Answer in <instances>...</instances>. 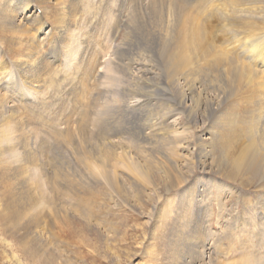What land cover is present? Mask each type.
I'll use <instances>...</instances> for the list:
<instances>
[{"label": "rangeland", "instance_id": "obj_1", "mask_svg": "<svg viewBox=\"0 0 264 264\" xmlns=\"http://www.w3.org/2000/svg\"><path fill=\"white\" fill-rule=\"evenodd\" d=\"M25 2L6 0L13 22ZM50 5L39 24L22 18L24 31L0 28L8 72L0 70V102H12L16 117L0 128V148H11L0 157V208L5 199L20 206L38 182L36 194H51L43 239L14 231L0 219V264H184L172 244L182 249L191 231L203 233L211 257L205 264L246 254L264 264V219L263 234L240 233L255 230L242 211V195L256 198L258 182L244 186L246 175L226 177L230 149H220L216 140L212 148L205 140L225 121L232 129L221 130L222 144L236 143L238 150L251 144L252 131L264 132V61L249 60L254 68L237 87L233 78L220 112L211 114L205 101L190 116L178 103L179 92L159 83L165 57L153 6L146 9L134 0ZM62 17L63 34L57 25ZM17 62L21 69L24 64L35 69L26 95ZM38 68L45 74H36ZM205 80L208 101H214L220 83H209V74ZM230 131L229 141L224 134ZM139 154L144 162L136 159ZM130 162L147 167L145 183L131 175ZM25 243L40 249L39 256L29 255Z\"/></svg>", "mask_w": 264, "mask_h": 264}, {"label": "bare ground", "instance_id": "obj_2", "mask_svg": "<svg viewBox=\"0 0 264 264\" xmlns=\"http://www.w3.org/2000/svg\"><path fill=\"white\" fill-rule=\"evenodd\" d=\"M5 2L6 0H0V7L2 8L0 28L10 26L11 28H17L16 30L24 31L25 27L22 23V18L23 20L35 21L36 24H39L41 23L40 13L48 12L51 3L66 4L69 0H26L21 15L19 14L20 16L16 20L17 22H13L14 17L11 16L10 8L5 6ZM134 2L146 9L153 6L152 9L158 14L160 32L157 37L163 44L162 55L165 57V77L162 78L164 82L159 83H168V85L176 89V92H179V94L176 93L178 95V103L185 106V111L190 116L198 112L197 108L205 101H207L206 106L211 114L215 113V111L220 112L229 99L228 86L232 84L233 78L237 87L245 74H248L254 68L247 63L249 60L264 61V0H134ZM155 3L159 10L155 9ZM65 24L66 19L64 17L57 22L58 29L62 34L65 32L63 28ZM48 32L49 30L46 32L42 31V37H45ZM29 39L32 40L33 38ZM39 40L40 38L36 39L37 42ZM55 45H53V48L56 47ZM2 61L0 52V68H3L0 70L2 73H8ZM18 63L17 67L19 68L20 76L27 80L22 84L21 91L22 95H26L27 91L24 92V90L31 89L30 81L28 80L34 76L35 69L33 65L26 66V64L21 69ZM36 74H45L44 69L38 68ZM208 74L211 77L209 83H220L219 89H214V101H208L206 96L205 76ZM36 83L38 84L36 87L41 85L42 75L36 78ZM9 84L12 83L10 82ZM4 105V101L0 102V122H3L0 128L7 127L11 122V118L16 120V117H13L14 113L10 112L14 107L13 103L10 102V104ZM138 105L140 104H136V106ZM4 112L8 114L5 115ZM254 125L253 123L250 124L251 127ZM231 127L232 122L225 121L220 123L213 127L211 130L212 135L206 137L205 140L209 141L207 145L212 148H216L213 145L214 140H216V144H220V149H230L228 161L231 163V169L227 172L226 177L236 179L246 175L247 183L243 182L244 180L242 181L244 186H250L258 182L257 186L261 190H257L260 193L256 195V198H252L250 194L242 195L244 198V209L242 211L249 218V225H252L255 230H250L247 227L249 230L242 228L240 233L246 231L253 233L256 231L258 234H263V227L260 223L264 219V144L261 145L264 141V132H260V135H257L256 131H252L250 133L251 144L238 150L235 148L238 146L236 143L233 144L235 147L222 144L221 130H230L232 129ZM232 133V131L226 132L224 136L230 141ZM9 150L11 148L3 150L0 148V157L5 151ZM43 151L41 149V152ZM130 159H134L133 156ZM136 159L142 162L145 161L141 154L136 156ZM101 162H104V160H101ZM146 163L149 167L151 166L148 160H146ZM86 169V173L91 174L90 169L88 167ZM127 169H130L131 175L141 183L146 182L148 175L146 166L140 162H130ZM63 180L65 181V179ZM134 182L136 183L135 180ZM37 187L33 192H30L27 197L28 200L20 206H16L12 200L7 201L5 199L2 202V208H0V219L4 220L3 224L9 225L14 231L23 230L25 234L36 232L33 239L41 237V232H43L41 223L45 216L46 202L48 198H51V194L45 197L41 196V194H36L40 188L39 182ZM59 190L61 189L57 188L55 192L58 194ZM63 206L64 202L59 205V207ZM202 234V231L195 234L194 231H191L188 235L186 234L187 236L181 240L182 249L177 243L172 244L173 254L176 258L183 261L184 264H205L204 262L207 258L210 260L211 257L208 253L210 251L207 243H204L205 240H202ZM179 237L181 238V236ZM24 245V249L30 253L29 255L38 254L39 256L40 249L28 247V243ZM187 256L193 257V261L189 262L186 259ZM257 261L252 254H246L241 255V258H237L233 262L223 264H257Z\"/></svg>", "mask_w": 264, "mask_h": 264}]
</instances>
